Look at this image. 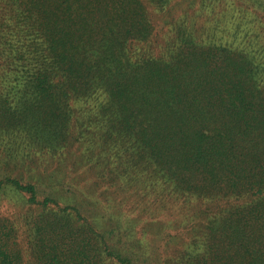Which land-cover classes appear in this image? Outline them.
<instances>
[{
	"label": "trees",
	"instance_id": "trees-1",
	"mask_svg": "<svg viewBox=\"0 0 264 264\" xmlns=\"http://www.w3.org/2000/svg\"><path fill=\"white\" fill-rule=\"evenodd\" d=\"M171 1L0 0V138L89 171L72 200L0 178V264H264V23L217 42Z\"/></svg>",
	"mask_w": 264,
	"mask_h": 264
},
{
	"label": "rangeland",
	"instance_id": "rangeland-1",
	"mask_svg": "<svg viewBox=\"0 0 264 264\" xmlns=\"http://www.w3.org/2000/svg\"><path fill=\"white\" fill-rule=\"evenodd\" d=\"M225 3H228V0H172L169 6H167L164 10H157V12L154 13V17L155 19L164 22L166 28H170L169 30L174 28L176 21L179 19H184L186 21L193 20L196 22V28H194L196 29V35L200 37L203 36L204 38L213 36L214 40L217 42H220L221 36H230L235 29H238L240 32L247 27L250 29L257 28V26L262 27L264 17L260 14L258 16V20H256L253 19L252 16H249V12L247 14L242 11L241 13L240 11L236 12L227 9L219 10L218 6L225 7ZM257 3L260 2L257 0ZM186 6H191L194 9L190 11L188 9L189 7L187 8ZM238 6L241 8L242 3H239ZM184 13H190V16L185 17ZM239 26L241 27L238 28ZM229 29L231 32H228ZM164 30L165 29L161 30L162 35L160 38L165 37L163 34H165L166 31L164 32ZM74 105L76 108H79L82 104L81 102L76 101L74 102ZM27 154H31V156H28ZM52 154L54 158L52 156H43L41 154L34 156L36 154L33 151L28 149L26 151H21L18 145L14 144L12 140L8 138L6 140L0 138V178L11 175L18 180H23L24 182L37 183L36 186L39 190V199H43L47 196L50 188H52L57 192L59 198L63 200H72L67 193L61 192L60 189L65 184L69 171L72 173L75 170H78V173L73 174L70 179L73 184H77L81 180H85V177L89 175L87 168L82 169L83 148L80 149L78 147H73L72 149L67 148L63 150L62 160L57 158V153L55 154L52 152ZM85 186L89 188V191L92 189V191L95 190V185L92 186V183L86 184ZM111 190H114L112 186L105 188V192H103L104 195H109ZM99 193L97 192L92 194L95 195L94 197L86 194L81 195V198L86 200L83 204L85 206L96 204L97 199L103 201V198L99 195ZM120 193L125 195L127 191H121ZM27 198L28 195L24 198V200H27ZM12 200L13 199H11L9 203H5L0 206L1 216L5 217L6 210H10L12 212L20 210L21 206H16L15 202ZM148 226H150V233L165 230V228L163 229L155 224L154 221H152V223ZM182 244V238L174 240L171 244H169V246H166V254L169 255L172 253V255H174L178 253V256L184 249ZM22 246L25 247L26 242L22 243Z\"/></svg>",
	"mask_w": 264,
	"mask_h": 264
}]
</instances>
